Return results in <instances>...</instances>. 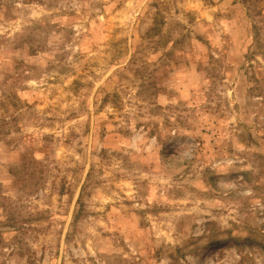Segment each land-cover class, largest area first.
<instances>
[{
	"label": "rangeland",
	"instance_id": "rangeland-1",
	"mask_svg": "<svg viewBox=\"0 0 264 264\" xmlns=\"http://www.w3.org/2000/svg\"><path fill=\"white\" fill-rule=\"evenodd\" d=\"M0 264H264V0H0Z\"/></svg>",
	"mask_w": 264,
	"mask_h": 264
}]
</instances>
